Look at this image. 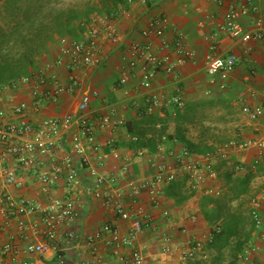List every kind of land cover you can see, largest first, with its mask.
I'll list each match as a JSON object with an SVG mask.
<instances>
[{
  "label": "crops",
  "instance_id": "crops-1",
  "mask_svg": "<svg viewBox=\"0 0 264 264\" xmlns=\"http://www.w3.org/2000/svg\"><path fill=\"white\" fill-rule=\"evenodd\" d=\"M243 2L244 0H147L145 5L135 3L131 6H125L124 12L120 11L122 9L120 7L123 5H119V12L114 15V19L111 17L113 19L111 22L116 27L118 36L113 40L100 41L101 60L99 64L89 67L81 66L72 70L80 79L78 87L71 92L62 93L56 99H52L50 96L53 89L50 83L47 85L37 82L21 84L14 90L8 89L0 93V110L6 112V115L0 118V122L7 121L13 106L20 102H25L28 105L27 117L33 124H37L44 118L61 117L68 113H75L80 95L89 90H94L98 94L91 98L87 110L91 120L98 122L102 116L108 115L112 109L114 110V113L110 114L112 125L96 129L97 149L88 151L87 162L82 163L78 159L75 160L80 169V179L75 187L77 215L74 222L59 228L57 241L51 243L49 251L42 254H28L24 252V248L29 241H47V237L41 231L42 229L35 231L30 228L31 224L40 221V216L33 213L22 217L29 226L22 233L19 229L18 218L14 216L7 218L0 212V246L9 242L16 246L18 252L17 261H11L7 256L0 254V264L5 262L6 264H20L22 261H28L32 264H82L83 262L97 264L95 256L86 244V238L100 230L105 223L115 225L122 235L126 234L129 226L128 221L122 220L111 210L105 209L102 200L93 195L91 185L96 177L102 174L117 176L119 197L131 215L135 216L137 209L140 208L152 218L151 225L144 228L138 235L136 244L143 250L148 259L157 263L178 264L183 262L180 259L182 252L196 240H206L211 233L212 226L205 218L201 207V201L204 197H211L215 200L207 206V210L214 212L212 214L217 216L218 213H221L219 212L221 208L220 199L224 198L223 195L228 196L227 203L223 202L226 203L227 209L219 219L214 217L217 219V223L221 224L224 218L233 213L243 201V209L246 210L245 218L247 216L248 220L252 221L250 198L254 193L259 192L263 181L260 176L264 171V166L252 168V162L258 156V151L254 148L242 151L234 150L230 157L225 159L230 162V165L235 164L238 176L248 172L253 176L248 186V193L238 199L233 198L225 177L224 179L219 177L221 170H218L217 162L225 160L214 162L217 179L210 182V185L220 189L218 197L207 195L203 187L192 189L186 180L183 181L193 193L181 203H177L168 194L169 184L159 183L158 193L154 197L149 195L147 191L139 189L140 182L151 179L160 165L173 168L177 166L178 161L169 152L173 148L180 153L184 147L175 137L174 129L176 127H170L167 120L168 118L177 119V116L173 118L163 112H156L150 116H155L159 120L155 125L156 127L159 128L161 125L167 127L165 137L168 134H172L173 137L165 141L161 138V143H159L161 146L155 152L141 148L146 151L144 155L138 154V148L128 147L126 145L130 142V134L126 129L128 122L134 123L143 116H148L144 114L147 92L139 88L144 60L138 61L126 85L119 84L121 67L124 58L129 56L128 49L132 43L142 44L150 41L153 44V51L157 54H163V51L158 48L160 39L153 34L145 37L143 30L154 17L164 15L168 19V26L165 31L168 42L174 41L177 31L181 32L186 47L195 53V58L178 68L179 82L177 84L170 77L158 72L154 78L152 89L149 91L170 94L175 91L176 86L181 88L186 105L177 114L184 116V118L185 116L189 117L185 121L182 119L178 121L181 133L192 142L200 144L201 141L205 142L203 133L208 128H214V124L218 122H226L225 126L219 125L218 128H227L229 132L231 128L234 130L237 140L264 139V119L253 122L241 111L243 104L257 105L262 101L264 42L250 41L243 44L229 36H221L220 54L233 53L238 59L235 70L228 80V88L225 90L218 88V78L214 82L211 81V77L205 71V61L212 41V34L223 23L228 8L232 4ZM254 2L259 8L255 18L261 17L264 28V0H254ZM95 14L102 16L93 12L89 15L87 22L96 16ZM239 22L245 31H252L255 28L253 14L241 16ZM77 23L75 22L76 25ZM83 33L84 26L80 25L77 38H81ZM61 37H58V40ZM247 47L249 48L248 51L244 52ZM43 54L40 59L36 57L35 67L32 70L44 69L47 61L59 56L58 42L55 48L48 44V49ZM53 70L57 74L60 84H69V71L65 66H56ZM36 88L41 93V97L39 106L35 108L32 91ZM199 114L203 119L198 117ZM207 115H211V121L206 122ZM119 119L124 121L122 126L114 124ZM197 127L200 128L197 134L199 139H195L187 133L188 129ZM70 135L71 133H65L63 146L57 153V159L70 151ZM210 143L212 142L210 141ZM214 148L215 146L209 150ZM9 165L15 168L17 182L6 185L4 191L15 200L25 199L45 204L52 197L68 195L64 175H61L56 185L46 192L44 190L45 185L33 170L18 168L12 158H9ZM223 168L226 169L224 165ZM43 170L47 171L48 168L45 167ZM182 179L179 178L177 181ZM3 208H5V204L0 203V210ZM261 213L263 221L260 235L255 236L251 231L248 242L255 246V251L251 252L253 258L251 264H264V240L262 239L264 238V203ZM163 237L169 238V244L172 248L170 253L163 251L165 245L162 240ZM207 243L204 244L203 253L197 252L195 259L186 260L183 263L215 264L206 260L210 254ZM111 251L110 248L104 246L100 248L101 255L107 264H118ZM126 251L125 248H120L119 253ZM203 254L207 255L206 258H203Z\"/></svg>",
  "mask_w": 264,
  "mask_h": 264
},
{
  "label": "built area",
  "instance_id": "built-area-1",
  "mask_svg": "<svg viewBox=\"0 0 264 264\" xmlns=\"http://www.w3.org/2000/svg\"><path fill=\"white\" fill-rule=\"evenodd\" d=\"M5 2L6 0H0V6ZM135 3L145 5L147 0H125V4L120 7L122 8L120 11L124 12L125 6H131ZM258 11V5L254 0H244L241 4H232L225 13L223 23L212 34V41L205 61V71L211 77V81L214 82L218 78V88L221 90L228 88V80L235 70L238 59L233 53L220 54V38L226 35L239 40L243 44L250 41L264 42L262 19L259 16L255 18ZM247 14L254 15L255 28L252 31H245L239 22V18ZM81 25L84 26V33L81 38L68 36L59 38V56L57 58L47 61L44 69L32 70L28 75L1 86L0 93L8 89L14 90L21 84L37 82L38 84L47 85L50 83L53 88L50 96L52 99H56L62 93L71 92L78 87L80 79L72 70L81 66L89 67L99 64L101 60L100 41L113 40L118 36L116 27L107 16L96 15L90 18L89 22H82ZM167 26V17L160 15L154 17L146 29L143 30L145 37L153 34L160 39L158 48L163 51V54L155 53L153 44L150 41L142 44L135 42L129 46V56L124 58L119 84L126 85L138 61L144 60L139 80V88L147 92L144 114L150 116L156 112H163L174 118L186 105L181 88L176 86L175 91L170 94L149 90L152 89L154 78L158 72L170 77L177 84L179 82L178 68L186 62L193 61L195 53L186 47L183 35L179 31L176 32L174 41L172 43L168 42L165 37ZM248 49V47L245 48L244 52H247ZM60 65L65 66L69 71V84L67 85L58 82L57 74L53 70L54 67ZM262 94L263 98L259 104H243L241 107L242 113L253 122L264 119V87L262 88ZM97 95L96 91L89 90L80 95L75 113H68L61 117L44 118L37 124L31 123L27 117L28 105L25 102H20L11 109L10 118L7 121L0 122V203L5 204V208L1 209L0 212L7 218L13 216L18 218L19 229L22 233L29 228L22 217L33 213L38 214L40 221L31 224L30 228L35 231L42 229V233L47 237V241H29L24 248V252L28 254H42L49 251L51 243L57 241L59 228L65 224L73 223L76 218L77 198L75 187L79 183L80 169L75 160L78 159L82 163L87 162L88 151L97 149L96 129L109 127L113 123L110 116L111 113H114L113 109L110 114L102 116L98 122H94L88 117L87 110L91 98ZM32 96L34 99L33 106L36 108L40 104L41 93L36 88L32 91ZM5 115L6 112L0 110V118ZM114 124L122 126L124 121L119 119ZM65 133H71L70 151L57 159V153L63 146ZM166 139L167 137H162L163 141ZM249 148L258 151V156L252 162V168L256 169L259 166H264V139H230L203 154L190 153L186 149L178 153L171 148L169 154L176 158L178 161L177 166L173 168L160 165L151 179L140 182L139 189L147 191L149 195L154 197L158 193L159 183L162 182L168 185L179 178H183L192 189L203 187L207 195L218 197L220 189L210 185V182L217 179L214 162L228 159L234 150L242 151ZM145 152L142 149L138 150L139 155H144ZM9 158L14 159L20 169L33 170L45 185L44 190L46 192L56 185L61 175H64L68 195L65 197H52L45 204L25 199L15 200L4 191L6 185L17 182V174L15 168L9 165ZM45 167L48 168L47 171L43 170ZM260 177L263 179L262 186L259 192L254 193L250 198V217L253 222L252 234L255 236L260 235L263 221L261 208L264 203V171ZM91 189L93 195L102 200L105 209L111 210L122 220L129 222L128 230L124 235L115 225L105 223L100 230L86 238V244L95 256L96 263L107 264L100 252V248L104 246L112 250L111 253L118 264H162L148 259L143 250L137 246L138 235L144 228L151 225L152 218L140 208L137 209L135 216L131 215L123 200L119 197L117 176L99 175L91 185ZM211 239L212 234L210 233L206 240H196L182 252L180 259L183 262L195 259V254L197 252L203 253L205 242H210ZM262 239L264 240V238ZM162 240L165 243L163 251L170 253L172 248L169 244V238L163 237ZM120 248H125L127 251L119 253ZM253 251H255V246L248 243L246 249L238 255L237 262L239 264H251L253 261L251 252ZM0 254L7 256L11 261L18 260L17 248L12 243L8 242L1 245ZM206 256V254H203V258H206ZM183 262L178 264H184ZM3 264H6V262ZM20 264L32 263L22 261ZM82 264L89 263L83 262Z\"/></svg>",
  "mask_w": 264,
  "mask_h": 264
},
{
  "label": "trees",
  "instance_id": "trees-1",
  "mask_svg": "<svg viewBox=\"0 0 264 264\" xmlns=\"http://www.w3.org/2000/svg\"><path fill=\"white\" fill-rule=\"evenodd\" d=\"M47 2L38 4L21 19L13 18L6 27L0 28V52H6L0 59V86L28 75L35 67L36 57L55 37L76 36L81 23L87 21L94 9L99 13L106 12L111 18L119 12V5L125 4V0H99V5L92 8L87 6L84 9H60ZM75 22H78L77 25ZM177 119H184V116L177 114ZM158 121L155 116H143L134 123L129 121L126 129L130 134V142L126 145L133 149L144 148L149 152H155L167 130L166 126L156 127ZM174 127H176L175 137L188 152L203 154L209 150L208 147H202L187 139L181 133L179 125ZM172 137V134H168L167 139ZM223 165L226 168L224 176L233 198L238 199L246 195L252 174L248 172L238 176L235 164L230 165L228 160L223 161ZM183 180L185 181L182 179L170 183L168 187V194L177 203L188 199L193 193ZM213 202L215 200L211 197H204L201 201L205 218L213 228H211L212 239L207 243V248L217 251L213 260L215 264H236L238 255L246 249L249 242L253 228L252 221H249L247 216L245 218L246 210L243 209V201L219 224L214 217L219 219L221 213L215 216L212 214L214 212L207 210V206Z\"/></svg>",
  "mask_w": 264,
  "mask_h": 264
},
{
  "label": "rangeland",
  "instance_id": "rangeland-1",
  "mask_svg": "<svg viewBox=\"0 0 264 264\" xmlns=\"http://www.w3.org/2000/svg\"><path fill=\"white\" fill-rule=\"evenodd\" d=\"M48 0H6V2L0 6V28L6 27L7 24H9L13 18H17V19H21L25 13H29L30 11H32L38 4L41 3H45ZM51 2H47L50 4H53V6L60 8V9H84L85 7H95L99 5V0H50ZM97 12L95 11V9L91 12ZM97 14L102 15V16H107L106 12L103 13H99L97 12ZM96 15V14H95ZM117 16V15H116ZM112 18L114 19L115 16H112ZM112 18H109L110 20H113ZM70 36V35H69ZM72 38H77V36H71ZM58 42V37H55L52 41L48 42L49 45L52 46V48H55V45ZM48 49V45L46 47L45 50H43L38 56L37 58H41L47 51ZM4 54H6V52H0V59L4 56ZM198 117L202 118L203 117L199 114ZM211 115H207L206 116V122L207 121H211L210 119ZM189 119V117L186 116V118L182 119V120H187ZM168 120V124L170 127H173L175 125H178V119H167ZM219 125L225 126L226 122H218L216 124H214V128H208V130L205 131V133H203V139L205 142L201 141L200 145L202 147H208L209 149H211V147L214 146H218L220 144H222L223 142L230 140V139H238L235 137V132L234 130H232L231 128L229 129V131H227V128H218ZM247 126V125H246ZM200 128H191L188 129V135L195 138V139H199L198 137V132H199ZM209 138L208 140H205ZM210 141L212 143H210ZM218 170L220 171L219 177L220 179H224V171L225 169L223 168V162H217ZM258 170V169H257ZM224 198L220 199L219 203L221 205L220 211L221 214H223L225 212V210L227 209V207H225L226 203L223 202H227L226 200L228 199L227 195H223ZM212 249V250H211ZM209 257L206 259L208 262H213L214 257L217 254V251L213 248H209ZM212 252V253H211ZM212 260V261H211Z\"/></svg>",
  "mask_w": 264,
  "mask_h": 264
}]
</instances>
